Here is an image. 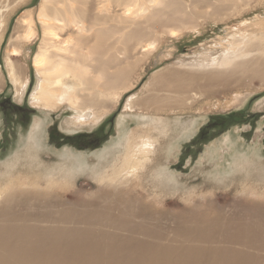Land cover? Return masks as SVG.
Returning a JSON list of instances; mask_svg holds the SVG:
<instances>
[{
  "label": "rangeland",
  "instance_id": "rangeland-1",
  "mask_svg": "<svg viewBox=\"0 0 264 264\" xmlns=\"http://www.w3.org/2000/svg\"><path fill=\"white\" fill-rule=\"evenodd\" d=\"M43 1L13 2L6 9L0 49V183L22 177L42 179L46 184L53 178L64 203L78 206L102 185L101 175L119 166L132 142L146 141L155 143V148L143 157L151 169L146 167L151 184L148 179L145 183L170 202L167 209L184 212L193 203L200 215L217 217L221 209L229 211V205L255 209L264 203V81L253 79L257 65L241 68L234 83H205L208 94L196 95L190 87V92L178 98L195 101H186L181 108L154 107L158 96L172 95L152 90L154 79L166 73L230 72L251 57L264 59V0H175V4L151 5L144 17L163 11L147 24L163 29L134 52L141 56L148 46L147 56L137 65L112 69L124 71L117 89L111 86L100 98L103 104L87 105L85 116L68 101L49 108L38 104L39 95L34 97L45 74L39 72L35 58L51 32L41 22ZM26 13L32 15L33 28L31 39L16 46L20 56L13 60L23 68L25 78L18 91L7 65L12 60L13 29ZM108 28L101 27L103 31ZM126 34L108 40L111 34L106 33L105 47L121 38L113 53L124 52ZM92 57L78 66L88 73L97 66L100 73L89 75L96 78L93 87L97 91L107 84L106 77L101 79L107 57L100 62L94 61L96 55ZM71 80L80 93H86L78 80ZM40 125L42 134L37 138L34 134ZM76 156L84 160L82 165ZM156 176L159 180L152 184ZM241 193L246 197L239 204L234 199Z\"/></svg>",
  "mask_w": 264,
  "mask_h": 264
},
{
  "label": "bare ground",
  "instance_id": "bare-ground-1",
  "mask_svg": "<svg viewBox=\"0 0 264 264\" xmlns=\"http://www.w3.org/2000/svg\"><path fill=\"white\" fill-rule=\"evenodd\" d=\"M24 1L0 0V49L6 9L13 2L21 5ZM163 3L175 4V0H44L41 22L51 32L35 58L39 72L45 73L34 95H39L38 104L53 108L68 101L80 116L86 115L87 105L103 104L100 98L111 86L117 89L124 76L123 70L110 71L122 64L137 65L147 56L148 46L141 56L136 57L134 52L142 41L163 29L147 24L163 10L151 14V18L144 15L151 5ZM31 16L26 13L16 22L9 46L12 60L7 69L18 91L24 87L25 78L23 68L13 59L20 56L16 46L31 39ZM106 25L109 28L103 31L101 27ZM106 33L111 34L108 40L128 33L123 40L124 52L117 49L113 53L121 38L105 47ZM92 55L99 62L104 55L107 57V68L101 73L107 84L97 91L93 87L96 78L89 76L100 73L97 66L92 73L78 66ZM250 64L257 65L253 79L263 82L264 59L259 56L244 60L230 72H171L156 77L152 90L167 91L172 96H158L154 107L181 108L192 98L181 101L178 97L190 92V87L196 95L208 94L205 83L238 81L242 73L235 76ZM72 78L86 93L79 92ZM42 126L35 137L41 136ZM154 148L155 143L132 142L119 166L101 175L102 185L81 199L78 206L64 203L63 195L55 191L53 178L46 184L42 179L22 177L0 183V264H264V203L255 209L229 205L230 210L221 209L217 217L200 215L191 202L187 211H171L167 209L170 202H164L160 192L145 183L151 169L143 157ZM76 160L80 165L84 163L77 156ZM156 180L159 176L153 177L152 184ZM244 197L246 194L241 193L234 200L242 204Z\"/></svg>",
  "mask_w": 264,
  "mask_h": 264
}]
</instances>
